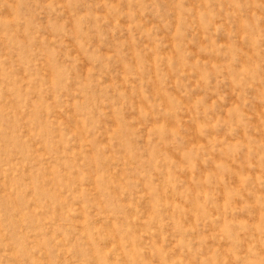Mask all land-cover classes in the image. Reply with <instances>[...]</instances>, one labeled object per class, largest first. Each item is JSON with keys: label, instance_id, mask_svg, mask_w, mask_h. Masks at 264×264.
I'll return each instance as SVG.
<instances>
[{"label": "rangeland", "instance_id": "374dc122", "mask_svg": "<svg viewBox=\"0 0 264 264\" xmlns=\"http://www.w3.org/2000/svg\"><path fill=\"white\" fill-rule=\"evenodd\" d=\"M0 264H264V0H0Z\"/></svg>", "mask_w": 264, "mask_h": 264}]
</instances>
